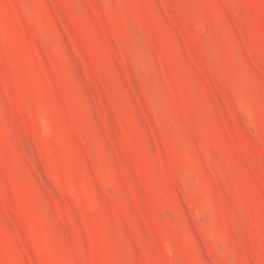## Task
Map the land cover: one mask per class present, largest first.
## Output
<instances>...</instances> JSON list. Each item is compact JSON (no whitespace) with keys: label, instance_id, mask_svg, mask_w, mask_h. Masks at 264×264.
<instances>
[{"label":"rangeland","instance_id":"374dc122","mask_svg":"<svg viewBox=\"0 0 264 264\" xmlns=\"http://www.w3.org/2000/svg\"><path fill=\"white\" fill-rule=\"evenodd\" d=\"M0 264H264V0H0Z\"/></svg>","mask_w":264,"mask_h":264}]
</instances>
